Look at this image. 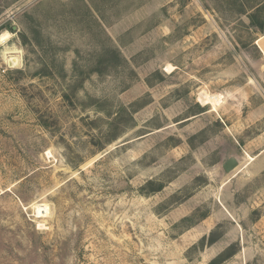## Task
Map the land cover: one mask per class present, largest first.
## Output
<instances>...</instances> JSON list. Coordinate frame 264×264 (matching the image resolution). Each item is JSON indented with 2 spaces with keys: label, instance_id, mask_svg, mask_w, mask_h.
Wrapping results in <instances>:
<instances>
[{
  "label": "rangeland",
  "instance_id": "1",
  "mask_svg": "<svg viewBox=\"0 0 264 264\" xmlns=\"http://www.w3.org/2000/svg\"><path fill=\"white\" fill-rule=\"evenodd\" d=\"M261 27L264 0H0V264H264Z\"/></svg>",
  "mask_w": 264,
  "mask_h": 264
},
{
  "label": "bare ground",
  "instance_id": "2",
  "mask_svg": "<svg viewBox=\"0 0 264 264\" xmlns=\"http://www.w3.org/2000/svg\"><path fill=\"white\" fill-rule=\"evenodd\" d=\"M9 38V35L5 34L3 36L0 37V43L3 44L5 43ZM10 64L11 65H15L17 64V60L12 58L10 60ZM201 102L203 103H208L210 106L213 107V110H217L220 105H221V100H222V96L220 95H209V94H206V93H203L199 96ZM32 208L35 210L34 212L36 213L37 215V219H45L48 217L49 215V207L46 203H34L32 205ZM44 221V220H42ZM45 222V221H44ZM41 225V224H40ZM41 226H44V225H41Z\"/></svg>",
  "mask_w": 264,
  "mask_h": 264
},
{
  "label": "water",
  "instance_id": "3",
  "mask_svg": "<svg viewBox=\"0 0 264 264\" xmlns=\"http://www.w3.org/2000/svg\"><path fill=\"white\" fill-rule=\"evenodd\" d=\"M240 166L239 160L236 158H230L226 162L223 163V170L226 174L232 173Z\"/></svg>",
  "mask_w": 264,
  "mask_h": 264
},
{
  "label": "trees",
  "instance_id": "4",
  "mask_svg": "<svg viewBox=\"0 0 264 264\" xmlns=\"http://www.w3.org/2000/svg\"><path fill=\"white\" fill-rule=\"evenodd\" d=\"M251 19H252V23H253V25H256L255 22H254V21H255L254 18H251ZM261 28H262V30L264 31V27H261Z\"/></svg>",
  "mask_w": 264,
  "mask_h": 264
}]
</instances>
